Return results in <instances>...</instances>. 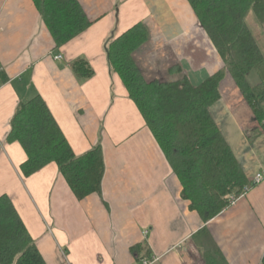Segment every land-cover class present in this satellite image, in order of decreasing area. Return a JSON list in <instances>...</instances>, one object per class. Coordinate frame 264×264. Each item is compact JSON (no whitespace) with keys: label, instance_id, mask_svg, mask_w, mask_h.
I'll list each match as a JSON object with an SVG mask.
<instances>
[{"label":"crops","instance_id":"obj_1","mask_svg":"<svg viewBox=\"0 0 264 264\" xmlns=\"http://www.w3.org/2000/svg\"><path fill=\"white\" fill-rule=\"evenodd\" d=\"M77 2L91 25L56 48L33 0H0V197L11 200L45 264H138L146 250L152 264H204L192 240L204 228L227 264H264V179L204 224L181 198L179 180L107 62L108 42L142 22L149 41L134 59L146 81L180 73L199 86L222 63L188 2ZM80 58L92 78L72 72ZM219 93L211 115L250 184L264 177V128L229 76ZM36 96L76 155L101 147V195L77 200L55 164L22 175L26 154L6 137L17 106Z\"/></svg>","mask_w":264,"mask_h":264},{"label":"trees","instance_id":"obj_2","mask_svg":"<svg viewBox=\"0 0 264 264\" xmlns=\"http://www.w3.org/2000/svg\"><path fill=\"white\" fill-rule=\"evenodd\" d=\"M186 1L222 63L199 86H193L184 74L176 80L146 81L134 59V54L149 41L142 22L109 41L105 53L111 72L120 79L179 180L181 198L206 224L230 207L231 196L237 197L249 185L210 110L220 99L222 81L229 76L256 121L264 122V55L246 24V16L252 12L257 22L264 25V0ZM33 2L56 48L91 25L77 0ZM71 69L80 80L94 75L82 58L75 60ZM253 70L259 78L256 86L246 81ZM1 76L2 73L3 80ZM9 125L6 142L18 143L26 154V161L20 166L25 178L55 164L77 200L101 195L105 173L101 147L76 155L40 96L20 103ZM199 236L203 240L197 242ZM198 237L192 240L204 264H227L205 228ZM144 255L149 260L147 250ZM0 264H45L5 195L0 197Z\"/></svg>","mask_w":264,"mask_h":264},{"label":"rangeland","instance_id":"obj_3","mask_svg":"<svg viewBox=\"0 0 264 264\" xmlns=\"http://www.w3.org/2000/svg\"><path fill=\"white\" fill-rule=\"evenodd\" d=\"M246 24H247V26L249 27V29H250V31L252 32V34H253V36L255 37V39L257 40V43H258V45L260 46V48L263 50V55H264V25H261V24H259L258 22H257V20L255 19V17H254V15H253V13L252 12H249L248 14H247V16H246ZM152 63L151 61H148V59L146 58V63ZM167 62H169V61H167ZM146 63H145V66H146V68L147 69H149V70H151V68H152V64L150 65V63H149V65L147 64L146 65ZM170 64H168V65H166V68H168V66H169ZM163 69H164V67H163ZM174 70H172L173 71V73L174 72H176V73H179V70L176 68V67H174L173 68ZM163 75H166L165 73L163 74ZM182 75V74H181ZM179 76H180V73H179ZM248 76L249 77H246V81H247V83H251V82H253L254 80L256 81H258V77H257V73L253 70L252 72H250L249 74H248ZM248 78V79H247ZM260 126H261V124H259ZM54 227H55V225H54V223H51L50 224V226H49V230H48V234L51 236V237H53V235H52V231H53V229H54ZM46 236H47V233L45 234ZM43 236L41 237V239L43 240ZM43 242L45 243V244H47V241L45 240V238H44V240H43ZM50 249V248H49ZM63 264H65V263H63Z\"/></svg>","mask_w":264,"mask_h":264},{"label":"built area","instance_id":"obj_4","mask_svg":"<svg viewBox=\"0 0 264 264\" xmlns=\"http://www.w3.org/2000/svg\"><path fill=\"white\" fill-rule=\"evenodd\" d=\"M60 59H61L60 56L56 57V60H60ZM2 72H3V69H2V67L0 66V73H2ZM262 127L264 128V122L262 123ZM263 179H264L263 175H261V174H257V175L254 177V179L252 180V182H251L249 185H247V186L241 191V193H240L237 197H234V196H231V197H230V199H229V205L232 206V205L236 202V200H238V198L243 197V196L246 194V192H247L251 187L257 185V184L260 183ZM152 263H153V260H151V259L148 260V259H145V258H141V259L139 260V262H138V264H152Z\"/></svg>","mask_w":264,"mask_h":264}]
</instances>
